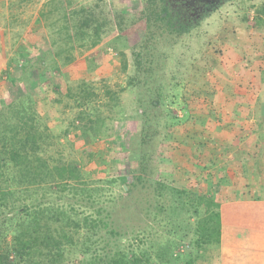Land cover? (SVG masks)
I'll return each instance as SVG.
<instances>
[{
  "label": "trees",
  "instance_id": "16d2710c",
  "mask_svg": "<svg viewBox=\"0 0 264 264\" xmlns=\"http://www.w3.org/2000/svg\"><path fill=\"white\" fill-rule=\"evenodd\" d=\"M175 4L141 0L132 17L120 12L110 20L76 0H48L46 14L39 15L58 16L60 21L51 22L60 26L50 23L49 28H58L59 38L39 55L28 41L19 39L7 65L19 69L23 82L52 76L47 97L72 99L80 109L81 125L72 128L96 139L107 119L93 105L97 96L85 81L72 91L63 73L77 66L78 49L99 46L105 29L114 23L116 39L129 43L133 57L128 87L136 95L132 118L136 126L130 128L127 150L130 182L121 177L93 181L75 160L50 155L49 129L37 115L29 91H15L0 100V264H210L207 255L221 244V203L214 195L221 184L206 193L155 177L156 167L169 158L155 154L154 142L160 134L170 136L168 131L182 122L170 109L161 112L165 102L176 98L164 89L162 72L168 61L164 45L192 27L185 10ZM100 53L89 54L93 63L105 60L107 48ZM119 55L125 71L126 56ZM105 93L117 106V95ZM260 116L264 118V102ZM119 184L127 187L120 186L125 198L111 191Z\"/></svg>",
  "mask_w": 264,
  "mask_h": 264
},
{
  "label": "rangeland",
  "instance_id": "374dc122",
  "mask_svg": "<svg viewBox=\"0 0 264 264\" xmlns=\"http://www.w3.org/2000/svg\"><path fill=\"white\" fill-rule=\"evenodd\" d=\"M76 1L104 12L110 20L120 12L130 18L141 6V0ZM47 2L0 0V100L15 91H29L36 102V114L48 126L50 155L54 159L62 156L75 160L89 180L121 177L129 183L126 160L133 133L130 128L136 126L132 120L136 95L128 81L134 67L130 45L125 39H116L114 23L105 29L99 46L78 49L74 53L77 66L63 73L72 91L85 81L97 96L93 105L107 119L96 139L72 128L81 126L77 119L80 109L72 99L47 97L52 76L23 82L19 69L7 65L23 38L37 49L36 55L59 38L58 28L51 27L60 26L51 22L60 21L58 16L42 19L39 15L48 10ZM262 8L264 0H226L208 11L187 34L164 45L168 60L162 72L164 89L176 98L165 102L161 112L170 109L182 122L168 131L170 136L160 134L158 142H154L155 154L169 158L163 161L167 164L156 167L158 179L181 188L198 187L206 193L220 183L214 195L221 202L264 194V118L260 116L264 102ZM256 21L258 25H250ZM101 48H107L108 54L102 63L95 64L89 54L101 55ZM120 52L126 56L125 71ZM106 90L117 95V106H113ZM65 130L69 132L65 134ZM120 186L126 187L119 184L111 191L117 198H125L126 192ZM216 258V249L206 257L210 264Z\"/></svg>",
  "mask_w": 264,
  "mask_h": 264
},
{
  "label": "crops",
  "instance_id": "0c3cea01",
  "mask_svg": "<svg viewBox=\"0 0 264 264\" xmlns=\"http://www.w3.org/2000/svg\"><path fill=\"white\" fill-rule=\"evenodd\" d=\"M220 201L221 244L211 264H264V194Z\"/></svg>",
  "mask_w": 264,
  "mask_h": 264
},
{
  "label": "flooded vegetation",
  "instance_id": "af4514ba",
  "mask_svg": "<svg viewBox=\"0 0 264 264\" xmlns=\"http://www.w3.org/2000/svg\"><path fill=\"white\" fill-rule=\"evenodd\" d=\"M175 6L183 8L185 14L190 17L192 21L190 24L193 26L205 17L208 11L217 7L221 2L226 0H175ZM185 16V15H183Z\"/></svg>",
  "mask_w": 264,
  "mask_h": 264
},
{
  "label": "water",
  "instance_id": "95a60500",
  "mask_svg": "<svg viewBox=\"0 0 264 264\" xmlns=\"http://www.w3.org/2000/svg\"><path fill=\"white\" fill-rule=\"evenodd\" d=\"M124 189L126 190V187H124Z\"/></svg>",
  "mask_w": 264,
  "mask_h": 264
}]
</instances>
